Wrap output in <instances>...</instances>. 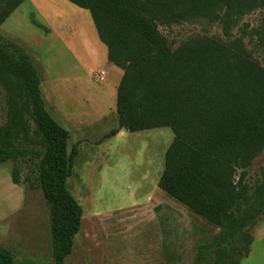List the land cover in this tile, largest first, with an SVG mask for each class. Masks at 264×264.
I'll use <instances>...</instances> for the list:
<instances>
[{
    "label": "trees",
    "instance_id": "1",
    "mask_svg": "<svg viewBox=\"0 0 264 264\" xmlns=\"http://www.w3.org/2000/svg\"><path fill=\"white\" fill-rule=\"evenodd\" d=\"M26 0H0V26ZM88 10L108 61L123 70L117 128L169 127L158 187L219 232L198 248L196 264H231L237 239L264 216V165L253 185L250 166L264 151V66L214 40L173 49L161 24L208 18L228 24L264 0H68ZM264 45V31L255 30ZM0 165L11 179L39 188L49 208L53 264H65L82 228L83 207L69 190L76 146L47 110L38 71L18 43L0 33ZM0 264H18L0 245Z\"/></svg>",
    "mask_w": 264,
    "mask_h": 264
},
{
    "label": "rangeland",
    "instance_id": "2",
    "mask_svg": "<svg viewBox=\"0 0 264 264\" xmlns=\"http://www.w3.org/2000/svg\"><path fill=\"white\" fill-rule=\"evenodd\" d=\"M173 49L214 40L264 66V10L228 24L208 18L159 25ZM35 65L47 110L76 146L67 185L83 207L82 228L65 264H196L198 248L219 228L158 187L169 127L129 132L118 126L117 89L123 70L110 63L91 14L68 0H26L0 26ZM104 77V78H102ZM0 85V125L6 119ZM264 151L250 166L253 185ZM11 179L13 163L0 165V245L18 264H53L49 208L42 191ZM231 264H264V216L237 239Z\"/></svg>",
    "mask_w": 264,
    "mask_h": 264
},
{
    "label": "built area",
    "instance_id": "3",
    "mask_svg": "<svg viewBox=\"0 0 264 264\" xmlns=\"http://www.w3.org/2000/svg\"><path fill=\"white\" fill-rule=\"evenodd\" d=\"M102 78H104V77H102Z\"/></svg>",
    "mask_w": 264,
    "mask_h": 264
}]
</instances>
